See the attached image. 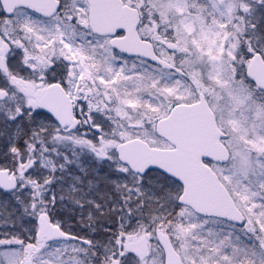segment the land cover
Wrapping results in <instances>:
<instances>
[{
    "label": "snow or ice",
    "instance_id": "6c2138e0",
    "mask_svg": "<svg viewBox=\"0 0 264 264\" xmlns=\"http://www.w3.org/2000/svg\"><path fill=\"white\" fill-rule=\"evenodd\" d=\"M0 264H264V0H0Z\"/></svg>",
    "mask_w": 264,
    "mask_h": 264
}]
</instances>
